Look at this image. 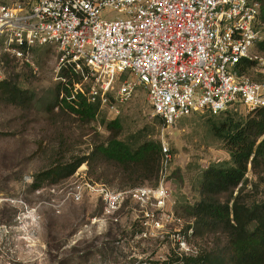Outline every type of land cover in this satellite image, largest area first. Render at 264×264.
I'll use <instances>...</instances> for the list:
<instances>
[{
	"label": "rangeland",
	"instance_id": "374dc122",
	"mask_svg": "<svg viewBox=\"0 0 264 264\" xmlns=\"http://www.w3.org/2000/svg\"><path fill=\"white\" fill-rule=\"evenodd\" d=\"M31 1L0 0V6L27 7ZM253 54L259 60L248 76L264 83V53L256 48ZM26 59L18 61L4 47L0 50V82L14 81L34 97L28 111L0 98V196L21 197L30 208H38L32 229L18 227L4 239L6 253L15 251L14 256L20 259L15 264H162L171 256L195 254L205 247L204 242L201 246L193 240V232L188 229L191 221L182 207L198 201L199 181L205 169L230 160L225 144L206 124L211 114L200 112L173 126H161L146 89L134 75L125 72L115 78L108 102L99 104L96 120L87 123L61 104L68 96L65 88L73 95L68 100L81 92L92 104V88L100 91L103 77L81 66L77 72L80 84L63 79L62 73L73 77V69L54 45L35 46ZM127 83L135 87L123 92ZM228 111L249 114L241 106ZM117 119L123 128L121 140H129L134 146L145 141L166 142L171 150L172 197L167 210L176 220L164 221L163 228L146 224L141 211L153 207L125 202L116 216L118 221H114L105 218L103 204L92 194H86L81 202L67 198L75 182L86 186L94 181L114 190L132 189L123 171L94 153L95 147L106 144L112 135L107 124ZM80 160L85 162L71 176L45 178L42 186L46 192L37 194L39 188L33 183L39 175ZM248 178L254 181L252 174ZM154 184L155 179L144 180L136 187ZM250 190L251 186L247 190L251 198H260L262 188L259 193ZM17 216L15 205L0 207V225H16Z\"/></svg>",
	"mask_w": 264,
	"mask_h": 264
},
{
	"label": "built area",
	"instance_id": "2783aa9c",
	"mask_svg": "<svg viewBox=\"0 0 264 264\" xmlns=\"http://www.w3.org/2000/svg\"><path fill=\"white\" fill-rule=\"evenodd\" d=\"M263 42L259 0H32L27 7L0 6V50L24 61L35 46H56L76 72L84 66L103 77L101 90L93 87L90 95L102 106L115 78L129 72L146 89L164 127L200 112L264 109V83L238 72L241 63L259 60L253 51ZM133 87L127 83L122 91ZM161 150L153 186L114 190L75 182L67 198L81 202L92 194L103 204L105 218L114 221L125 202L153 207L141 211L146 224L163 228L164 221L176 218L167 210L172 154L166 142ZM45 192L43 186L37 190ZM6 203L16 206L18 216L16 225H0V264H15L20 259L15 251L6 253L4 239L18 227L32 229L38 208L21 197L0 196V207Z\"/></svg>",
	"mask_w": 264,
	"mask_h": 264
},
{
	"label": "trees",
	"instance_id": "16d2710c",
	"mask_svg": "<svg viewBox=\"0 0 264 264\" xmlns=\"http://www.w3.org/2000/svg\"><path fill=\"white\" fill-rule=\"evenodd\" d=\"M259 2L264 17V0ZM257 48L264 53V42ZM256 66L257 62L245 61L238 72L249 75ZM61 76L69 82H81L74 69L73 77L64 73ZM65 91L68 96L61 104L87 123L96 120L99 103L88 104L81 92L68 100L73 95L66 88ZM0 94L3 102L25 111L30 110L34 102L30 92L14 81L0 82ZM210 116L206 123L209 131L225 144L230 160L205 169L199 181L198 201L182 207L191 221L188 229L193 232V240L199 241L201 246L204 242L205 247L195 250V254L171 256L162 264H264V109L245 116L229 111ZM156 118L162 126L163 121ZM107 129L112 133L111 137L106 144L95 147L94 153L123 171L126 176L123 178L131 181L132 188L144 180L155 179L156 184L162 161L160 143L145 141L134 146L129 140H121L119 135L123 128L119 119L108 123ZM84 162L80 160L70 167H56L39 175L33 184L40 188L45 178L71 176ZM249 174L254 176V181L249 180ZM249 186L250 191L256 193L262 188L260 198L252 199L248 195Z\"/></svg>",
	"mask_w": 264,
	"mask_h": 264
}]
</instances>
